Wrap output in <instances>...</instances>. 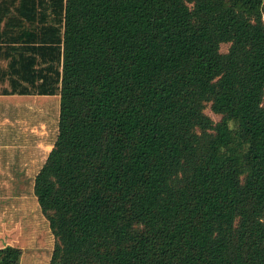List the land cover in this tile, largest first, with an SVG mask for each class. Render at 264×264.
<instances>
[{"label": "trees", "instance_id": "obj_1", "mask_svg": "<svg viewBox=\"0 0 264 264\" xmlns=\"http://www.w3.org/2000/svg\"><path fill=\"white\" fill-rule=\"evenodd\" d=\"M263 16L264 0H0V95L56 114L41 161L17 121L0 130V217L44 224L47 264H264Z\"/></svg>", "mask_w": 264, "mask_h": 264}, {"label": "rangeland", "instance_id": "obj_2", "mask_svg": "<svg viewBox=\"0 0 264 264\" xmlns=\"http://www.w3.org/2000/svg\"><path fill=\"white\" fill-rule=\"evenodd\" d=\"M227 47V44H222L221 51L225 52ZM1 64L4 65V62L2 61ZM2 86H6V84L0 85V87ZM16 98L17 99L13 98V96L1 97L0 109L7 107H17V110H21L22 120L20 132H22L23 139H26L31 143L34 142V147L37 148L38 151V158L41 161L51 149L52 137H54L56 134V114L51 115L50 113L48 115H43L41 111L42 107L40 105L41 101H38L40 98L35 100L34 96H22L20 99V95L17 94ZM26 107H29L32 110L35 109V111L31 113L27 111ZM47 107L48 105H45L44 108L47 109ZM205 113L209 115L214 121H218L220 119V116L214 114L209 107L205 109ZM6 139L9 138L7 137ZM2 154L8 155V152L2 151L1 155ZM3 224L4 221L1 222L0 226V249L15 247L18 252H22L20 264H24V261L26 260L25 257L33 256L35 252L34 248L32 247L33 243H36L39 246V244L44 245L47 239L49 242H51V244L53 242V238L50 235L47 227L40 221H38V226L41 228L38 234L33 236L30 233L31 229L29 227L25 233H22L21 228L18 225H15L16 223L13 226H3ZM35 253L38 256V264H47L49 256L48 253L45 255L41 247L36 249Z\"/></svg>", "mask_w": 264, "mask_h": 264}, {"label": "crops", "instance_id": "obj_3", "mask_svg": "<svg viewBox=\"0 0 264 264\" xmlns=\"http://www.w3.org/2000/svg\"><path fill=\"white\" fill-rule=\"evenodd\" d=\"M3 96H7V97H10V96H13V98H15V99H17L16 98V94H14V95H0V99H1V97H3ZM22 96L23 95H20V99L22 98ZM25 96V95H24ZM18 97V96H17ZM34 98H35V100L37 99V96H34ZM33 98V99H34ZM16 106V105H15ZM31 107V106H30ZM16 108L17 107H14V109H13V112H10V116L11 117H8V116H6L5 115V110H6V108H3V109H0V110H2V113L0 114V130H5V129H10V128H12V127H14L15 125H16V121L18 122V125H19V127H21V120H22V118H21V111H20V109L18 110V112H17V110H16ZM10 109V108H9ZM17 112V115H15L16 114V112ZM7 114V113H6ZM16 116L18 117V120L16 119ZM20 129V128H19ZM2 221H4V224H3V226H9V225H7L8 223L2 218V217H0V226H1V222ZM15 224V223H14ZM13 224V225H14ZM13 225H11V226H13ZM15 225H18L19 227H20V225H19V222H17Z\"/></svg>", "mask_w": 264, "mask_h": 264}]
</instances>
